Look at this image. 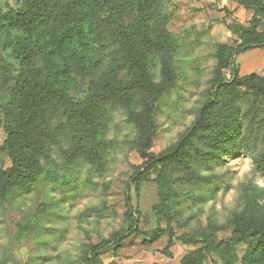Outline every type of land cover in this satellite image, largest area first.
<instances>
[{
  "label": "trees",
  "instance_id": "obj_1",
  "mask_svg": "<svg viewBox=\"0 0 264 264\" xmlns=\"http://www.w3.org/2000/svg\"><path fill=\"white\" fill-rule=\"evenodd\" d=\"M14 1H21L23 8L8 5L6 11L0 10V30L23 31L15 43L23 81L16 80L14 67L0 48V128L6 134L1 149L8 151L11 159L7 168L0 164V200H8L15 190L32 189L45 173L42 157L49 155L55 144L68 166L84 159L104 168L110 141L103 134V126L109 108L120 107L135 128L133 143L142 159L129 188L132 185L138 194L143 183H156L159 202L152 213L165 221L166 228L143 231L139 226L141 214L129 206L128 229L88 243L83 262L105 264L102 254L111 247L116 253L133 235L143 237L145 246L166 235L165 246L154 251L163 256V262L152 260L150 264H208L213 254L222 264H235V251L242 243H248L243 264H264V207L252 188L243 189V207L229 222L230 235L222 238L218 233L226 229L225 225L210 219L206 226L191 228L188 220L179 219L180 210L175 205L177 183L208 180L192 165L190 152L194 136L202 127L217 132L220 112L215 101L220 96L229 98L236 110L241 109L245 98L252 101L248 111L252 119L257 118L256 136L264 141V75H241L237 62V56L264 48V0H238L253 11L249 25L231 28L238 36L235 46L217 45L214 73L197 118L159 153L152 151L158 132L156 110L163 95L176 85L172 34L164 22L151 25L162 0ZM129 11H136L137 16L125 26L123 18ZM35 54L45 70L33 66ZM152 55L159 58L160 81L154 80ZM76 68L90 80V94L83 101H75L66 90ZM124 69L131 78L118 83V74ZM225 70L231 71L230 77ZM63 137L70 140L69 146H63ZM259 164L264 167V149ZM176 228L187 230L178 235ZM177 241L195 249L174 262L172 249Z\"/></svg>",
  "mask_w": 264,
  "mask_h": 264
},
{
  "label": "rangeland",
  "instance_id": "obj_2",
  "mask_svg": "<svg viewBox=\"0 0 264 264\" xmlns=\"http://www.w3.org/2000/svg\"><path fill=\"white\" fill-rule=\"evenodd\" d=\"M12 7L21 9L23 3L13 1ZM252 15L253 11L240 5L238 0L224 7L208 0H162L159 4L151 25L155 27L164 22L172 34L176 44L173 52L176 85L163 95L156 110L158 132L154 153L174 143L197 118L214 73L217 45L235 46L238 36L231 28L248 26ZM136 16V11L127 12L123 24L130 25ZM23 35L17 29L0 30L2 54L12 63L16 80L21 81L22 66L15 43ZM150 61L154 80L160 81L158 56L152 55ZM237 62L241 75H264V48H254L237 56ZM33 66L45 70L37 54ZM225 75L230 77L231 71L225 70ZM130 78V72L124 69L116 81ZM66 87L75 101H83L90 94V80L77 68ZM251 103L245 98L241 109L236 110L229 98L220 96L215 101L220 112L215 126L217 132L204 126L194 136L191 162L208 180L177 183L179 195L175 199L179 219L188 220L191 228L206 226L212 219L226 226L218 236H229V222L243 207L245 187L252 188L264 207V167L259 164L264 141L256 136L257 118L252 119L248 111ZM103 134L110 141L104 168L92 166L84 159L68 166L55 144L49 155L42 157L45 173L32 189L15 190L8 200H0V264H85L82 255L88 243H97L128 229L129 206L141 214L139 226L143 231L152 233L166 228L165 221L152 213V207L159 202L156 183H143L138 194L132 185L129 188L142 159L133 143L135 128L127 120L124 109L109 108ZM5 139L6 134L0 128V164L7 168L11 165L10 153L1 149ZM61 142L65 147L70 145L66 137ZM186 230L176 228L178 235ZM142 240L143 237L133 235L119 251L115 253L111 247L101 258L105 264H150L152 260L162 263L163 256L154 251L165 246L167 236L151 246L143 245ZM247 247L248 243L237 246L235 264H243L241 259ZM194 249L177 241L172 249V261L178 262L182 255ZM207 263L222 264L215 254Z\"/></svg>",
  "mask_w": 264,
  "mask_h": 264
},
{
  "label": "crops",
  "instance_id": "obj_3",
  "mask_svg": "<svg viewBox=\"0 0 264 264\" xmlns=\"http://www.w3.org/2000/svg\"><path fill=\"white\" fill-rule=\"evenodd\" d=\"M13 1L14 0H4V1L0 0V10L1 11H6L7 8H8V5L12 6Z\"/></svg>",
  "mask_w": 264,
  "mask_h": 264
},
{
  "label": "built area",
  "instance_id": "obj_4",
  "mask_svg": "<svg viewBox=\"0 0 264 264\" xmlns=\"http://www.w3.org/2000/svg\"><path fill=\"white\" fill-rule=\"evenodd\" d=\"M209 2L218 4L221 7L227 6L230 1H237V0H208Z\"/></svg>",
  "mask_w": 264,
  "mask_h": 264
}]
</instances>
